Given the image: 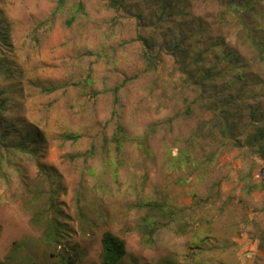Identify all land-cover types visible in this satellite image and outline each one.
Returning <instances> with one entry per match:
<instances>
[{
	"label": "rangeland",
	"instance_id": "1",
	"mask_svg": "<svg viewBox=\"0 0 264 264\" xmlns=\"http://www.w3.org/2000/svg\"><path fill=\"white\" fill-rule=\"evenodd\" d=\"M59 1L0 0V264H102L107 231L118 264H264V163L217 132L193 140L237 108L246 132L264 93L237 95L235 71L199 85L230 48L262 73L219 1Z\"/></svg>",
	"mask_w": 264,
	"mask_h": 264
},
{
	"label": "trees",
	"instance_id": "2",
	"mask_svg": "<svg viewBox=\"0 0 264 264\" xmlns=\"http://www.w3.org/2000/svg\"><path fill=\"white\" fill-rule=\"evenodd\" d=\"M66 0H60L59 5H63ZM219 6L221 8V18L227 19L230 21L231 25L235 29L236 36L239 40H242L246 45L248 44L250 49L252 50L251 53L255 54L254 62L262 71L261 75L256 76L254 73H249L252 68L247 65H242L244 60L241 58L239 53H237L234 48L227 49L225 54L221 56V59L225 61L228 65L225 70H219L215 72L217 67H213L214 69H206L204 74L202 75L201 79H199V85L203 89L205 87V81L213 80V76H216L221 73L235 71L236 73L233 75V81L230 83V86L235 87L237 84L241 85V87L237 90L238 94L240 95L242 92L245 91L246 85L250 83V85H262L264 86V0H218ZM168 9V5L164 4L162 7V12L160 16L163 17ZM203 24V22H202ZM202 26H205L203 24ZM202 30V29H201ZM205 33V31L203 30ZM1 38V35H0ZM201 38V36H199ZM224 42H218L215 44L217 47L224 46ZM248 47V48H249ZM178 48V46H176ZM147 60L149 63V68L155 69L157 68L158 61L154 60V56L152 53H146ZM202 55L198 53L196 61L200 62ZM186 73L191 76L190 72L185 69ZM257 79V81H254ZM233 97V96H231ZM240 97V96H239ZM261 100L258 103H250V106L246 109L248 113V126L246 128V132L237 133L236 130L238 128V124L240 121V116L242 113L241 108H237L234 115L226 116L224 113L213 111L214 119L212 122L211 128H208L205 131L204 126H201L198 135L193 139L194 142L196 138H202L203 135L208 134V137L214 136V133H218L221 140V145L226 144L228 141H233L234 144L238 146H245L251 148L253 153L257 155V157L262 160L264 163V93L260 95ZM241 98V97H240ZM236 101V100H233ZM231 103V102H230ZM236 103V102H235ZM238 104V103H237ZM245 113V115L247 114ZM243 114V113H242ZM231 117H237L236 120L230 119ZM246 135L245 142L242 144L240 142V136ZM40 145L38 138H32L27 143H22L19 146L20 149H23L27 153H35L36 149L35 146ZM202 149V146H200ZM256 147V149H255ZM184 153L182 151L181 155ZM217 154L215 152L209 153L207 160L214 163ZM183 158H186L188 161V165L192 164L193 162L198 163L199 161L194 160V154L187 150L185 151ZM182 160V158H181ZM192 160H194L192 162ZM199 166V164H197ZM44 169V167L42 166ZM249 178L252 179V175H249ZM262 186L264 187V172L262 178ZM251 188L250 190H255L258 185H255L250 181ZM260 185V186H261ZM148 206H152L149 204ZM160 207V206H158ZM55 209L53 205L51 207ZM151 221V220H149ZM152 222V221H151ZM149 223L145 226L146 230L149 232V238L153 237L154 232L157 228L151 227L148 229L149 226H152L153 223L150 225ZM63 225H56L55 222L49 223V227L47 228L46 238L56 240L60 236V230H64L62 228ZM61 228V229H60ZM101 245H102V264H118L126 255V247L125 242L120 237L114 235L111 232H104L101 238ZM19 250V248H17ZM65 261V264H75V261L72 260L71 257H62ZM8 264V263H2Z\"/></svg>",
	"mask_w": 264,
	"mask_h": 264
}]
</instances>
